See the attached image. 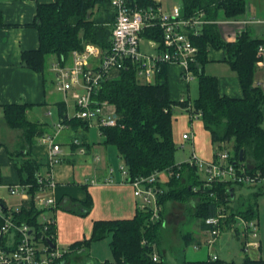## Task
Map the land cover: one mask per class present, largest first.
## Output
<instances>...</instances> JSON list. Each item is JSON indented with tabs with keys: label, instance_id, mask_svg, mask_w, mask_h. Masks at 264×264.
Here are the masks:
<instances>
[{
	"label": "trees",
	"instance_id": "16d2710c",
	"mask_svg": "<svg viewBox=\"0 0 264 264\" xmlns=\"http://www.w3.org/2000/svg\"><path fill=\"white\" fill-rule=\"evenodd\" d=\"M138 5H158L153 0H132ZM103 8L102 14L110 10V0H55L53 2L38 3L31 25L38 31V47L23 50L21 63L35 71L45 70L46 59L49 55H56L58 59H67L72 50H82L86 43L99 45L106 51L110 45V35L114 20L113 14L108 12L109 18L93 17V13ZM246 8V0H182V15L201 14L207 22L197 34L190 33V39L197 50L190 68L198 79V94L193 99L183 98L174 100L170 97L166 64L162 65L160 73L154 82H145L137 77L133 65L127 63L116 76L103 79L97 87L94 100H107L115 107L117 123L114 126L100 127L103 143L113 145L123 159L128 178L148 176L156 171H172L159 202L162 210L167 200H185L198 196L194 207V217L201 221L203 227L207 225L204 219L214 215L220 207L228 213L222 220L226 228H231L235 215L244 218H257V197L259 191H253L249 197L236 199L234 187L229 182H213L204 185L197 169L187 161L176 162L175 151L177 145L172 135V116L176 108L188 112L191 118L199 117L204 128L210 132L214 145V156L219 149L226 148L231 142L230 157L232 161L247 164L251 171H259L264 175V88L255 84L254 77L257 69L258 46L264 43V38L252 37L243 30L234 40L221 37L216 24L219 19H238L242 17ZM110 23V24H109ZM5 25L0 13V26ZM145 36L161 38L158 28L146 29ZM210 48L224 51V62L236 72L239 77L243 95L232 97L221 94L218 89L217 77L204 71V64L209 61ZM264 59V56H263ZM28 103H7L3 105V120L8 127L22 131L19 148L9 153L13 167L20 183L29 184V198L19 208L12 211V219L16 223L29 225L38 235H48L50 244L55 247V220L47 223L44 231L39 222L40 211L35 208L33 196L40 185L35 176L42 166L41 160L35 159L30 153V147L36 137L42 134L41 124L27 118ZM63 104H59V114L62 121L77 129L86 128V122L75 117L68 118ZM75 145L74 143H72ZM243 150L240 159V151ZM187 178V183H183ZM241 186V185H239ZM4 206V213L8 209ZM73 212L82 216L88 214L92 207L89 194L85 200L78 202ZM148 209L136 208L132 218L114 220H94L91 236L81 241L73 242L68 248L88 246L93 240L111 235V260L101 264H165L161 256L152 259V253L158 252L157 243L159 230L163 225L162 211L158 220L150 219ZM3 217L0 215V226ZM237 233V232H236ZM186 245L194 240L190 231L183 233ZM198 240V239H197ZM196 240V241H197ZM67 252V251H66ZM62 257L50 264H55ZM159 256V255H158ZM181 264H235L218 256L202 260L182 259ZM241 264H264V259L252 258L245 254Z\"/></svg>",
	"mask_w": 264,
	"mask_h": 264
},
{
	"label": "crops",
	"instance_id": "0c3cea01",
	"mask_svg": "<svg viewBox=\"0 0 264 264\" xmlns=\"http://www.w3.org/2000/svg\"><path fill=\"white\" fill-rule=\"evenodd\" d=\"M53 1L55 0H0V13L5 23V25L0 26V164L3 161L4 164L10 165L13 172L11 176L0 177V199L8 209L20 208L28 200V197L11 194L7 190L8 184L20 183L9 153L17 149L15 148L14 139L18 138L20 144L22 131L7 126L3 120V105L13 102L30 104L26 110L27 118L41 124L42 134L53 131L54 123L62 120L59 114V104L62 103L65 107L66 115L69 113L64 93L55 88V77L51 65L46 67L50 77L52 76L48 79L45 70L43 72L35 71L23 66L21 63V52L23 50L38 47V31L31 25L37 4ZM153 1L167 12H170L174 6H179L182 9V0ZM110 13L113 14L112 8ZM243 21L245 22L243 23ZM113 22L109 24L113 25ZM218 24L219 31L221 34L226 35L227 40H234L240 30L248 31L252 37L264 38V0H246V8L242 17L233 22L220 19ZM211 49L216 51L209 52V59L216 60L219 64H226L225 67L221 68L223 70L220 69L223 72L215 74L219 92L232 97H241L243 91L239 77L224 62V51L216 48H210V51ZM165 68L170 97L174 100L183 98L191 100L190 81L192 79L184 81L181 78L182 67L179 64L168 63ZM261 73V69L257 66L254 81L261 77ZM57 94L59 97L56 96ZM52 104L55 105L58 119L55 120V118L49 121L47 115H51ZM45 107L48 110H43ZM178 109L179 111L172 116V135L177 147H181L182 150L187 148L183 161L193 152L202 159H212L214 145L210 132L204 128L202 120L199 117L191 118L188 112L179 107ZM43 111L46 112L43 114ZM4 128H6L5 132L9 134L6 142L1 140L3 139L2 132ZM89 128L95 129L98 133L101 132L96 125L86 124V128L79 126L77 129L69 125L63 129L57 138L62 147L63 160L52 168L55 181L52 193L56 204L44 211L46 216H52L55 220V243L57 248L67 251L63 258L55 264H101L105 260H111L107 250H98L92 246L94 241L88 246L83 245L74 249L68 247L73 242L91 236L94 220L132 218L136 212L138 200L133 195L132 186L122 181L119 170L120 165L123 164L122 157L115 146L103 143V136L100 139L93 137L89 133ZM186 132L189 133V137L183 138L182 134ZM42 134L36 137V141L30 147V153L35 159L43 162L39 171L46 172L47 146L39 142V137ZM73 138L80 140L85 152L80 153L78 151V146L72 144ZM160 176L162 184L165 186L168 177L163 172ZM109 178L111 180H107ZM255 188L259 191V195H262L261 201L264 205V184ZM87 194L92 198V207L88 214L82 216L73 212L72 209L78 206V202L85 200ZM234 195L237 199L235 190ZM168 208H165V205L163 206L162 217L164 218L162 220L164 224L168 222L169 215L166 212ZM258 208L257 203L256 219L259 225L260 238L259 254L257 256L264 259V208L262 210H258ZM175 217V215H171L172 220ZM182 218L180 219L184 222V218ZM185 223L190 225V229L193 230L194 240L190 242L191 245L193 244L195 249H199L202 246L199 245V242L205 235L201 221H195L193 224L186 221ZM186 231H189V228ZM180 233H182L181 230ZM12 238L13 235L10 234L7 240L10 241ZM196 245L198 246L196 247ZM185 246H182L183 256H185H182V259L193 261L206 259L202 257L192 259L196 258V255L187 258L184 253Z\"/></svg>",
	"mask_w": 264,
	"mask_h": 264
},
{
	"label": "built area",
	"instance_id": "2783aa9c",
	"mask_svg": "<svg viewBox=\"0 0 264 264\" xmlns=\"http://www.w3.org/2000/svg\"><path fill=\"white\" fill-rule=\"evenodd\" d=\"M110 3L114 12V22L109 48L104 51L89 43L82 50H72L67 59L56 58L51 63L55 88L64 93L66 105L69 106L71 100L74 107V112L67 113L66 116L81 119L87 125H96L99 128L114 126L117 123L115 107L107 100L96 101L93 98L103 79L116 76L118 71L130 63L140 80L154 82L162 65L176 63L182 67L181 78L190 81L194 77L190 63L194 60L197 48L189 34L199 33L202 25L207 22L201 14L183 16L179 6H174L170 12H167L159 5H138L132 0H110ZM151 27L159 29L161 33L159 40L155 36L148 37L143 34ZM144 40L152 48L150 52L142 50L141 43ZM257 55L261 57L257 65L262 67L263 72L261 77L255 80V84L264 88V43L258 46ZM68 126L69 124L59 120L54 123L53 131L43 133L39 137V142L47 146L45 163L47 171L38 170L35 173L40 187L33 196V202L35 208L40 211L56 204L52 193L55 186L52 168L63 160L62 147L57 138ZM182 137L188 138L189 133H183ZM72 143L78 146L80 153L85 152L78 138H73ZM185 161L197 169L204 185L229 182L256 187L264 182V175L259 171H251L247 165L232 161L227 148L217 150L216 156L209 160L202 159L193 152ZM119 170L122 181L132 186L133 195L138 200L137 207L148 209L151 213L150 219L158 220L162 211L159 195L163 191L160 186L162 184L160 174L163 172L169 177L173 172L156 171L148 176L130 180L124 164L120 165ZM28 188L29 184L25 183L7 185L9 193L29 198ZM18 210L19 208L8 209L7 214L4 213L0 199V215L3 217L0 226V264H50L60 259L64 251L48 242L50 236L38 235L29 225L13 221L11 212ZM227 216L225 209L220 207L214 215L206 217L204 219L207 225L206 236L199 244L204 243L208 248L213 247L222 228L221 222ZM38 220L44 231L48 227L47 223L53 222L44 211L39 213ZM232 227L235 233L241 236L244 250L256 249L260 246L256 218L235 215ZM10 234L13 238L8 241ZM209 255L212 260L218 258L216 253ZM151 257L154 261L158 260L156 252H153Z\"/></svg>",
	"mask_w": 264,
	"mask_h": 264
},
{
	"label": "rangeland",
	"instance_id": "374dc122",
	"mask_svg": "<svg viewBox=\"0 0 264 264\" xmlns=\"http://www.w3.org/2000/svg\"><path fill=\"white\" fill-rule=\"evenodd\" d=\"M102 10L103 8H99L98 10H96L93 13V17H98V16H104L106 18H109L108 16V11H105L102 14ZM239 19V18H238ZM220 20V19H219ZM219 20H217L216 22L213 21V24L217 25V28L219 30L218 27V23ZM237 19H223V21H227V22H233ZM210 23V22H207ZM243 30H240V32H242ZM221 37L225 40H227L226 35L225 34H221V32L219 31ZM89 43H86L84 45V47L86 45H88ZM94 44V43H93ZM96 46H98L99 48H101L99 45L94 44ZM142 46V50L145 52H150L151 51V47L148 46L147 42H142L141 43ZM83 47V49H84ZM213 51H216L215 49L209 52L212 53ZM208 52V58L210 56V53ZM56 55H49L46 59V63H45V73L46 76L49 78L50 77V73L47 71L46 67H49L51 65V63L53 61L56 60ZM226 64H219L216 60H211L209 59V61H207L204 64V71L208 74L211 75H215L217 72H223L221 70V68L225 67ZM260 69L261 72H263V69L260 65H257ZM221 69V70H220ZM262 74V73H261ZM50 86V85H49ZM190 98L191 100L194 99L197 94H198V79L196 76L193 77V79L190 81ZM57 97H59V95H56ZM43 110H48L47 107L43 108ZM179 111V109H175V112ZM46 111H43V114ZM68 112L69 113H73L74 112V107L71 104V101H69V106H68ZM47 119L50 121L51 119H55L57 120V113L55 110V105L52 104L51 107V115H47ZM264 125V123H263ZM5 129L2 132L3 135V139L4 142H6L7 138H9V134H7V132H5ZM89 133L97 138L100 139L101 136H103L101 134V132H97L95 129H88ZM188 133V132H187ZM15 142V148H19V142H18V138L14 139ZM231 142L226 143V148L229 150L230 153V147H231ZM8 147V146H7ZM9 148V147H8ZM187 148L185 149H181V147H177L176 151H175V160L177 162L183 161L184 160V156L186 153ZM5 154V153H4ZM6 155V154H5ZM214 157V156H213ZM212 157V158H213ZM247 165V164H245ZM248 166V165H247ZM249 167V166H248ZM250 169H252L250 167ZM13 175V172L11 170L10 165H6L4 164V162L2 161V163L0 164V177L4 178L6 176H11ZM200 175V174H199ZM184 182L183 183H187V178H183L182 179ZM264 183V182H263ZM262 183V185H263ZM234 190H235V194L238 198L240 197H249L250 193L255 191L257 188L255 187H248V186H239V185H233ZM14 196V195H12ZM261 194L258 195L257 197V203H258V210H262V208H264V205L261 201ZM16 197V196H15ZM11 198V196L9 197V199ZM237 198V199H238ZM14 199V198H12ZM16 199V198H15ZM199 198L198 196H192L190 198H187L185 200H167L165 201L164 205L165 208L169 207L168 209H166L167 215L168 216V222L163 221V225L159 230V235H158V239H157V243L153 246L154 248L157 247L158 248V252L156 251V253H158V255H161V258L163 259L165 264H181V260H182V256H183V250H182V246L186 245V240L183 237V233L186 231V229L189 228V231L192 233L193 235V230L190 229L191 226L188 225L186 222H190V224L194 223L195 221H198L199 219L194 217V207L195 204L198 202ZM171 213V214H170ZM171 215H175L176 217L172 220L171 219ZM181 217H183V221H181ZM164 218V217H162ZM166 219V218H165ZM223 222H221V231L220 233L217 235L216 237V241L214 243V246L211 248H208L207 245H205L204 243L199 244L201 247L199 249H195L193 244L191 245V243H189L188 245L185 246V255L187 258H192L194 255H196V258H192V259H198L200 257L202 258H207L210 257V255H208L209 253H216L219 257H221L224 260H233L235 262V264H241L245 254L251 256L252 258H259V256H257L259 254V247L256 249H248V250H244L243 249V240L241 238V236L237 235L236 233L234 234V229L233 227L231 228H226V226H222ZM204 228V232L206 231V227ZM175 229V230H174ZM180 230L182 233H180ZM258 233H259V225H258ZM206 234L203 236L205 237ZM110 238L111 236H105L103 238H100L98 240H93L92 242V246L98 250H102V251H106L109 254V258L112 259V253H111V249H110ZM259 238V235L258 237ZM260 240V238H259ZM160 255L158 256V258L160 257ZM208 255V256H207ZM185 257V256H183Z\"/></svg>",
	"mask_w": 264,
	"mask_h": 264
},
{
	"label": "water",
	"instance_id": "95a60500",
	"mask_svg": "<svg viewBox=\"0 0 264 264\" xmlns=\"http://www.w3.org/2000/svg\"><path fill=\"white\" fill-rule=\"evenodd\" d=\"M243 150L240 151V159L242 158ZM50 243V241H48Z\"/></svg>",
	"mask_w": 264,
	"mask_h": 264
},
{
	"label": "bare ground",
	"instance_id": "6f19581e",
	"mask_svg": "<svg viewBox=\"0 0 264 264\" xmlns=\"http://www.w3.org/2000/svg\"><path fill=\"white\" fill-rule=\"evenodd\" d=\"M158 254V253H157Z\"/></svg>",
	"mask_w": 264,
	"mask_h": 264
}]
</instances>
